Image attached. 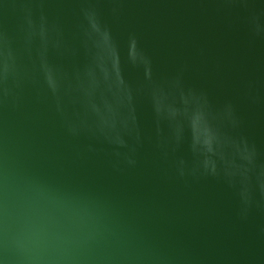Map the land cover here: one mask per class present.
Returning a JSON list of instances; mask_svg holds the SVG:
<instances>
[{
  "label": "water",
  "instance_id": "water-1",
  "mask_svg": "<svg viewBox=\"0 0 264 264\" xmlns=\"http://www.w3.org/2000/svg\"><path fill=\"white\" fill-rule=\"evenodd\" d=\"M0 264H264V0H0Z\"/></svg>",
  "mask_w": 264,
  "mask_h": 264
}]
</instances>
